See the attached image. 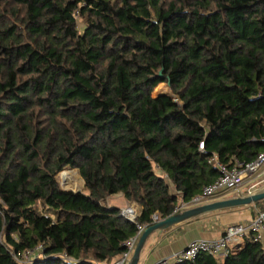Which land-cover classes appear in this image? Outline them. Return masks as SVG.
<instances>
[{
    "label": "trees",
    "instance_id": "1",
    "mask_svg": "<svg viewBox=\"0 0 264 264\" xmlns=\"http://www.w3.org/2000/svg\"><path fill=\"white\" fill-rule=\"evenodd\" d=\"M263 141L264 0H0V264H114L171 186L189 202ZM184 264H264V241Z\"/></svg>",
    "mask_w": 264,
    "mask_h": 264
},
{
    "label": "built area",
    "instance_id": "2",
    "mask_svg": "<svg viewBox=\"0 0 264 264\" xmlns=\"http://www.w3.org/2000/svg\"><path fill=\"white\" fill-rule=\"evenodd\" d=\"M199 150L202 152L205 150V142H201ZM214 163L220 172L219 178L212 185L204 187L202 193L194 197L191 201H182L176 208L174 215L203 206L228 192H237L239 196H251L264 188V153L248 164L236 162L232 168L219 162L217 158H214ZM245 187L247 188L244 191L243 188ZM122 214L132 223H136L139 218L133 208H127L122 211ZM159 221H162V219L155 216L154 224ZM147 228L146 226H139L138 238ZM251 234L255 235L256 241H264V213H260L250 225L237 224L228 227L223 236L218 240H198L191 242L183 251L176 253L168 259L161 260L156 264H184L194 262L202 253L208 254L216 259H224L231 249H237L242 246L244 244V238ZM138 238L127 243V251L114 264L129 263Z\"/></svg>",
    "mask_w": 264,
    "mask_h": 264
},
{
    "label": "crops",
    "instance_id": "3",
    "mask_svg": "<svg viewBox=\"0 0 264 264\" xmlns=\"http://www.w3.org/2000/svg\"><path fill=\"white\" fill-rule=\"evenodd\" d=\"M173 192L179 196V205L182 195L176 192V187L171 186ZM239 195H222L207 204L237 198ZM110 208L122 210L124 207L133 208L138 216L141 215V207L136 203H130L122 194L114 195L107 200ZM178 205V206H179ZM258 212L253 207L240 208L233 211L216 213L177 227L167 233H155L147 241L141 254L139 264H156L183 251L191 242L198 240H218L225 230L233 225L248 224L252 216Z\"/></svg>",
    "mask_w": 264,
    "mask_h": 264
},
{
    "label": "water",
    "instance_id": "4",
    "mask_svg": "<svg viewBox=\"0 0 264 264\" xmlns=\"http://www.w3.org/2000/svg\"><path fill=\"white\" fill-rule=\"evenodd\" d=\"M261 201H264V188L251 196H239L237 198L222 200L211 204H205L203 206H199L197 208L175 214L168 219L159 221L156 224L145 229V231L141 234L128 264L140 263L141 254L145 248V245L150 237L155 233H167L177 227H180L197 219L216 213L228 212L240 208L250 207Z\"/></svg>",
    "mask_w": 264,
    "mask_h": 264
},
{
    "label": "rangeland",
    "instance_id": "5",
    "mask_svg": "<svg viewBox=\"0 0 264 264\" xmlns=\"http://www.w3.org/2000/svg\"><path fill=\"white\" fill-rule=\"evenodd\" d=\"M79 27L82 28V25L79 24ZM164 86H161L159 87L157 90H156V95H154V93H152V95L154 97H158L160 95H169V96H172L174 97V95L172 94V91H171V88L169 87L168 84H163ZM161 93V94H160ZM175 98V97H174ZM177 100V99H176ZM70 172L71 173V176L74 178L73 181H70L71 184L69 186H65L62 179H61V174L58 175L57 177V180L60 184V187L65 190V191H73V192H85V183L84 181L82 180L78 170H73V169H67L65 170V172ZM76 184L77 186L75 187ZM246 186V185H245ZM247 187L243 188V190L245 191ZM226 195H239L237 192H228ZM128 207H124L121 211H124L126 210ZM258 215L255 213L253 216H252V221L253 222L255 220V218L257 217ZM251 222H249L248 224L246 225H250ZM245 225V224H244Z\"/></svg>",
    "mask_w": 264,
    "mask_h": 264
},
{
    "label": "bare ground",
    "instance_id": "6",
    "mask_svg": "<svg viewBox=\"0 0 264 264\" xmlns=\"http://www.w3.org/2000/svg\"><path fill=\"white\" fill-rule=\"evenodd\" d=\"M60 176H61V179H62L65 186H69L71 184L70 181L74 180V178L71 176V173L68 171L62 173ZM74 185H75V187L77 186L76 184H74Z\"/></svg>",
    "mask_w": 264,
    "mask_h": 264
}]
</instances>
